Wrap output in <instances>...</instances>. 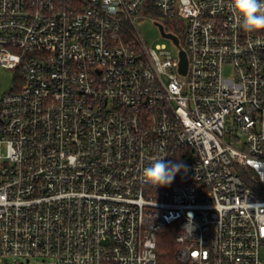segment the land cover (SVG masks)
<instances>
[{"label": "built area", "instance_id": "built-area-1", "mask_svg": "<svg viewBox=\"0 0 264 264\" xmlns=\"http://www.w3.org/2000/svg\"><path fill=\"white\" fill-rule=\"evenodd\" d=\"M232 3L0 0V65L21 78L0 95L3 255L157 264L173 224L179 264H264V29ZM156 158L183 165L168 186L143 179Z\"/></svg>", "mask_w": 264, "mask_h": 264}, {"label": "clouds", "instance_id": "clouds-1", "mask_svg": "<svg viewBox=\"0 0 264 264\" xmlns=\"http://www.w3.org/2000/svg\"><path fill=\"white\" fill-rule=\"evenodd\" d=\"M232 7L244 31L264 29V3L261 0H233ZM182 167V163H166L164 158H156L143 169L142 176L146 183L155 188L164 187L172 183Z\"/></svg>", "mask_w": 264, "mask_h": 264}, {"label": "rangeland", "instance_id": "rangeland-1", "mask_svg": "<svg viewBox=\"0 0 264 264\" xmlns=\"http://www.w3.org/2000/svg\"><path fill=\"white\" fill-rule=\"evenodd\" d=\"M136 25L141 33V35L145 38L147 44L150 47H155L156 44L165 42L168 47L172 50L173 54L177 55V47L174 46L172 41L169 38L163 36L160 32L159 27L155 24V18L149 15H140L136 19ZM178 25L181 29L186 26V21L181 19L178 22ZM183 37L182 34H180ZM228 72V67H226V73ZM21 78L20 74L16 72L14 68L6 67L0 65V95L10 91L15 84H20ZM240 142H235L238 147H241L243 141L245 140V135L240 134ZM264 250V248H263ZM22 259L14 258L11 256H5L1 253L0 249V264H21ZM53 264V259L50 257H38L33 258L31 261H24L23 264Z\"/></svg>", "mask_w": 264, "mask_h": 264}, {"label": "trees", "instance_id": "trees-1", "mask_svg": "<svg viewBox=\"0 0 264 264\" xmlns=\"http://www.w3.org/2000/svg\"><path fill=\"white\" fill-rule=\"evenodd\" d=\"M241 173L245 182L248 185H251L254 171L250 168L243 167L241 169ZM177 233L178 231L173 224L165 225L159 230L157 243V264H179L176 258V251L178 249V243L176 241Z\"/></svg>", "mask_w": 264, "mask_h": 264}, {"label": "water", "instance_id": "water-1", "mask_svg": "<svg viewBox=\"0 0 264 264\" xmlns=\"http://www.w3.org/2000/svg\"><path fill=\"white\" fill-rule=\"evenodd\" d=\"M155 24L159 27L160 32L163 36L166 37H170L172 38L176 43H178V36H176L175 34H173L172 32H167L164 29V26L162 23H160L159 21H155ZM181 71L185 72L186 71V67H187V57H186V52L184 50H181Z\"/></svg>", "mask_w": 264, "mask_h": 264}]
</instances>
